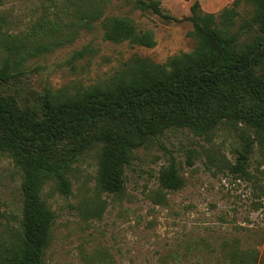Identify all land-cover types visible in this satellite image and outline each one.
<instances>
[{
  "label": "trees",
  "instance_id": "16d2710c",
  "mask_svg": "<svg viewBox=\"0 0 264 264\" xmlns=\"http://www.w3.org/2000/svg\"><path fill=\"white\" fill-rule=\"evenodd\" d=\"M5 1L0 0V84H9L32 57L71 42L96 22L105 41L155 44L152 30L125 15L105 14L109 0H22L30 3L22 14ZM238 1L215 14L194 0L183 17L192 24L194 46L164 62L135 57L73 93L47 90L28 107L0 93V151L21 171L19 213L0 211V264L42 263L54 217L41 198L42 186L51 179L67 194L71 165L88 149L97 148V188L117 194L131 151L172 126L200 135L224 122L244 125L252 138L243 143L234 169L246 173L254 147L264 157V0H243L252 5V15L233 30ZM134 6L170 18L159 0H134ZM84 53L85 47L73 57ZM181 183L173 163L161 170L163 188ZM257 256L255 248L235 244L224 264H257Z\"/></svg>",
  "mask_w": 264,
  "mask_h": 264
},
{
  "label": "rangeland",
  "instance_id": "374dc122",
  "mask_svg": "<svg viewBox=\"0 0 264 264\" xmlns=\"http://www.w3.org/2000/svg\"><path fill=\"white\" fill-rule=\"evenodd\" d=\"M193 1L159 0L166 18L136 8L134 0H109L105 14L125 15L138 28L152 30L155 44L105 41L96 22L71 42L29 59L22 73L0 84V93L20 107L33 106L47 90L73 93L135 57L161 63L188 52L194 46L188 36L192 24L183 17ZM197 1L203 11L217 14L234 0ZM23 4L6 0L4 6L22 14L30 3ZM237 10L233 30L251 17L252 5L239 0ZM83 47L85 53L73 57ZM251 136L244 125L229 122L200 135L169 127L131 151L118 194L96 186L97 148L82 152L68 172L67 194L51 179L42 186L41 198L54 217L41 264H224L235 244L255 248L257 264H264V157L254 147L246 173L233 167ZM171 163L182 179L177 189L159 184L161 170ZM20 179L21 171L0 151V211L19 213ZM159 195L165 200L159 202Z\"/></svg>",
  "mask_w": 264,
  "mask_h": 264
}]
</instances>
